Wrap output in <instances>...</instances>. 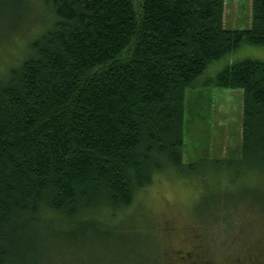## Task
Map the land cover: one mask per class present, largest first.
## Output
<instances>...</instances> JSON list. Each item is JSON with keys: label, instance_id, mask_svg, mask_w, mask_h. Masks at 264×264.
Listing matches in <instances>:
<instances>
[{"label": "trees", "instance_id": "obj_1", "mask_svg": "<svg viewBox=\"0 0 264 264\" xmlns=\"http://www.w3.org/2000/svg\"><path fill=\"white\" fill-rule=\"evenodd\" d=\"M44 2L50 23L0 75V264H39L55 219L76 226L71 246L106 243L108 221L158 174L191 166L186 90L241 46L264 47V0H251L246 29L225 27V0ZM206 85L243 91L240 154L227 165L264 176V61L233 62ZM116 250L119 264L151 260Z\"/></svg>", "mask_w": 264, "mask_h": 264}, {"label": "rangeland", "instance_id": "obj_2", "mask_svg": "<svg viewBox=\"0 0 264 264\" xmlns=\"http://www.w3.org/2000/svg\"><path fill=\"white\" fill-rule=\"evenodd\" d=\"M0 6H8L0 12L3 77L30 54L29 43L52 18L44 0H0ZM250 16L251 0H225L227 29L248 28ZM244 59L264 61V47L241 46L211 63L200 83L186 90L184 163L191 166L181 174L172 169L158 174L123 217L108 221L114 231L106 243L96 236L88 245L71 246L67 235L76 226L51 221L50 248L41 249L46 255L39 264H119L123 258L116 249H146L143 255L151 260L142 264H264V176L227 165L240 154L243 91L206 85ZM224 205L229 210L222 215ZM212 217V224H204Z\"/></svg>", "mask_w": 264, "mask_h": 264}]
</instances>
